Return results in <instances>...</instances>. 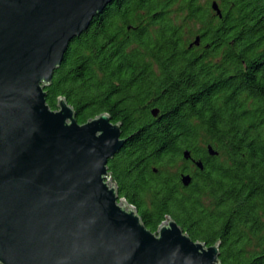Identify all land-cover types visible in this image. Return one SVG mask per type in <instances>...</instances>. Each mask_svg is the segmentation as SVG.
<instances>
[{"label":"trees","instance_id":"trees-1","mask_svg":"<svg viewBox=\"0 0 264 264\" xmlns=\"http://www.w3.org/2000/svg\"><path fill=\"white\" fill-rule=\"evenodd\" d=\"M45 93L79 124H121L127 142L108 172L149 231L171 218L219 243L221 264H264L262 0H116L71 42ZM184 151L204 157L187 186Z\"/></svg>","mask_w":264,"mask_h":264},{"label":"water","instance_id":"water-1","mask_svg":"<svg viewBox=\"0 0 264 264\" xmlns=\"http://www.w3.org/2000/svg\"><path fill=\"white\" fill-rule=\"evenodd\" d=\"M114 1L0 0V264H221L219 243L171 218L152 233L119 197L107 164L127 142L120 123L46 103L69 45Z\"/></svg>","mask_w":264,"mask_h":264},{"label":"flooded vegetation","instance_id":"flooded-vegetation-1","mask_svg":"<svg viewBox=\"0 0 264 264\" xmlns=\"http://www.w3.org/2000/svg\"><path fill=\"white\" fill-rule=\"evenodd\" d=\"M151 68L154 72H157L158 67L155 64H152ZM159 98L160 97L155 95V93H154L153 96L151 95L150 97L146 98V103H154V102L158 101ZM158 116H159V113H158ZM207 155H208V152H207ZM203 158H204L203 156H200L199 158L195 159L192 157V155H190V158L185 163H179V165L177 167V173L179 176L178 184H180L182 186L181 181H180L181 176H183V175H190L191 176L193 173L196 172L195 163L202 162Z\"/></svg>","mask_w":264,"mask_h":264}]
</instances>
